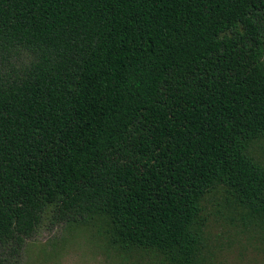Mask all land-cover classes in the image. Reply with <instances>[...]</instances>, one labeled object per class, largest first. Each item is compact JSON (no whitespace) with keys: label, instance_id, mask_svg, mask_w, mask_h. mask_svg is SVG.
Listing matches in <instances>:
<instances>
[{"label":"trees","instance_id":"1","mask_svg":"<svg viewBox=\"0 0 264 264\" xmlns=\"http://www.w3.org/2000/svg\"><path fill=\"white\" fill-rule=\"evenodd\" d=\"M258 49L264 0H0V64L33 56L0 67V231L97 207L119 242L183 264L215 180L264 209L242 151L264 136Z\"/></svg>","mask_w":264,"mask_h":264},{"label":"rangeland","instance_id":"2","mask_svg":"<svg viewBox=\"0 0 264 264\" xmlns=\"http://www.w3.org/2000/svg\"><path fill=\"white\" fill-rule=\"evenodd\" d=\"M260 55L264 58L263 51ZM19 56L18 66L12 69L3 62L2 71L21 70L33 58L24 50ZM242 151L264 172V136L246 141ZM213 184L200 202L196 224H202L194 228L193 235L196 250L183 257V264L191 259L195 264H264L262 205L245 204L233 197L220 178ZM34 217L38 221L28 236L18 235V222L10 237L8 231H0V264H173L168 257H161L162 261L157 252L116 240L105 212L97 207L85 212L55 208L47 217L36 210Z\"/></svg>","mask_w":264,"mask_h":264}]
</instances>
